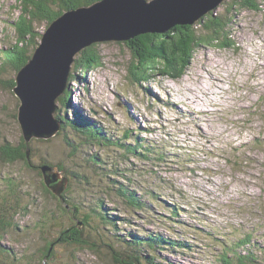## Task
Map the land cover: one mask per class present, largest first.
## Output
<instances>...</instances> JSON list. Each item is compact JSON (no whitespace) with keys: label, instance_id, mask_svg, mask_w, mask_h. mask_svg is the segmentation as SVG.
Returning <instances> with one entry per match:
<instances>
[{"label":"rangeland","instance_id":"1","mask_svg":"<svg viewBox=\"0 0 264 264\" xmlns=\"http://www.w3.org/2000/svg\"><path fill=\"white\" fill-rule=\"evenodd\" d=\"M169 1L174 4L164 0L165 5ZM194 1L207 6L203 11L211 4ZM18 2L0 0V146H18L23 139L28 163L10 165L0 155V213L11 210V219L0 221V264H120L118 258L127 264L132 257L136 264H221V255L249 252L257 260L251 264H264V8L252 12L241 7L223 32L232 46L204 44L180 79L155 73L148 82L137 81L133 73L141 59L127 42L109 41L90 46L103 64L91 68L86 79L79 74V83L70 82L81 50L60 99L71 104L67 122L81 115L97 123L109 139L100 143L63 130L62 124L51 139L44 137L49 124L35 125L42 134L25 137L18 122L17 84H9L16 83L18 72L4 58L17 42ZM232 2L223 0L191 26L205 32L201 21L223 13ZM48 27L38 23L36 30L43 36ZM83 41L61 42L71 54ZM136 141L147 151L133 152L130 145ZM48 167L55 171L47 180ZM108 219L116 224H104ZM11 223L12 229L5 228ZM74 226L83 231L82 244H58L54 259H45L48 245ZM131 234H162L186 246L136 253L126 242L134 239L126 238Z\"/></svg>","mask_w":264,"mask_h":264},{"label":"trees","instance_id":"2","mask_svg":"<svg viewBox=\"0 0 264 264\" xmlns=\"http://www.w3.org/2000/svg\"><path fill=\"white\" fill-rule=\"evenodd\" d=\"M20 4L21 14L13 23L16 29L18 38L13 48L8 49L4 52V58L7 62H10L11 66L16 72L27 65L30 57L34 51L38 48V41L42 39V34L36 30L38 23H46L47 27L52 24L57 18H59L64 12L76 11L82 7H90L91 5L102 1V0H18ZM246 9L252 12H260L264 8V0H234L223 13L216 14L211 13L206 16L205 20H202L199 25L205 32L200 33L191 25L177 26L173 28L167 34H151L145 36H139L136 40L127 42L129 49L137 54L141 59V67H135L133 73L136 80L139 82H148L151 80L155 73H161L162 75L169 76L170 78L180 79L184 76L186 70L191 66L194 59V53L202 47L204 44L212 45L213 43L220 42L223 48H230L232 45L231 41L224 35V31L229 29L233 25L235 20L236 12L241 10L240 8ZM223 39V40H222ZM222 40V41H221ZM98 53L94 47H88L84 49V53L78 59L75 69L76 74L70 77V82L79 83L80 77L87 78V72L91 68H98L103 64L102 58L98 57ZM148 64L147 67L144 65ZM10 88H14L15 84L13 81L10 83ZM66 94V93H65ZM71 92H68L69 98H71ZM62 108L58 114V119L62 124L63 130L72 129L76 133L86 136L89 140H97L100 143L103 140L109 141L105 137L101 129L98 128L96 122L90 121L85 117L79 115L76 120L67 122V113L70 111L71 104L68 100H62ZM63 110V111H62ZM126 139L132 138L131 135H127ZM68 140V139H67ZM67 144L72 147V143L68 140ZM131 146L133 152L137 150L147 151V146L136 141V146ZM27 145L22 139L18 146L10 143H6L0 146V155L3 161L7 164L14 165L21 160L27 161ZM30 166V165H29ZM36 171L40 173L39 166H33ZM61 170L62 167H59ZM46 189V188H45ZM47 191V189H46ZM123 196L127 197L128 203L131 200L128 196L122 192ZM129 195V193H127ZM124 197V198H125ZM65 209V208H64ZM66 210V209H65ZM11 219V210H5L4 214L0 213V221L5 224V220ZM15 217H12L14 220ZM89 219H83L85 225H89ZM115 225L116 223L109 219L104 224ZM8 230L14 226L7 224L5 228ZM83 231L81 232L77 227H71L70 229L63 230L58 241L52 242L48 245L44 251L43 257L45 259H54V249L58 244L62 245H77L82 244ZM134 238L132 240L126 239V242L130 246L135 247L133 250L136 253L138 251H156L157 249L163 250H176V247L184 248L185 244L176 240L170 239L165 235H144L141 238L135 237L132 234L127 235L126 238ZM251 237H247L246 242H250ZM77 243V244H75ZM239 245L242 247L246 246L245 241H239ZM229 252H231L230 249ZM254 255L253 252H249ZM238 255L235 254L231 257L228 253L227 256H222L220 259L221 264H251L252 261H257L252 255ZM114 255H117L115 253ZM118 258V257H117ZM120 264H124L125 260L118 258ZM130 260L127 264L139 263L135 257L128 258ZM149 264H157L155 261Z\"/></svg>","mask_w":264,"mask_h":264},{"label":"water","instance_id":"3","mask_svg":"<svg viewBox=\"0 0 264 264\" xmlns=\"http://www.w3.org/2000/svg\"><path fill=\"white\" fill-rule=\"evenodd\" d=\"M222 1L210 0L211 4H209L208 10L203 11L207 7L203 3L196 4L194 0H185L188 5L198 6L202 10V13L198 15L184 13L180 9H170L165 5L164 0H156L151 3L146 0H128V2L125 0H102L90 7H82L77 11L63 13L49 25L42 36V43L16 77L17 85L14 88V93L22 103L19 108L18 122L25 128H29L30 125H34L35 128V125L47 126L49 124L50 128H47L49 130L47 134L51 135H48L47 139H51L54 137L55 130L61 128V123L55 116L57 101L66 91L71 65L74 63V57L81 50L95 43L129 42L132 38L141 35L167 34L171 29L178 26L177 23H182L180 25L184 26L195 23L201 16L206 15L210 8L218 7ZM173 13L177 19L171 18ZM192 17L194 21L188 20ZM124 21L128 24H124ZM76 25V31H79V34H76L72 29ZM115 26L117 33L114 34L113 28ZM124 27L130 28L129 34L124 32ZM118 32L122 35H119ZM83 33H86L84 38H82ZM78 39L87 43L78 47L75 53L68 54L71 48L66 47L65 44L62 45L61 41L74 40L76 44ZM21 108L30 114L29 119ZM51 127L55 129H51ZM25 128L23 127L25 137H28L27 134L30 132ZM45 169L48 180V178L50 179L49 172L54 173L55 169L51 170L49 167ZM58 177L59 173H55L54 179Z\"/></svg>","mask_w":264,"mask_h":264},{"label":"bare ground","instance_id":"4","mask_svg":"<svg viewBox=\"0 0 264 264\" xmlns=\"http://www.w3.org/2000/svg\"><path fill=\"white\" fill-rule=\"evenodd\" d=\"M191 1V0H190ZM100 2V1H99ZM174 4H170V1L168 2V5H167V7H169L170 9H180V10H182V9H184V6L186 5H188L184 0H175L174 2H173ZM191 4H192V2H191ZM193 6H195V5H192V6H190V5H188L186 8H185V10H182V12H184V13H188V14H195V13H197L196 15H198V14H201L202 13V10H200L198 7H197V9H199L198 10V12H196V11H193ZM171 15V14H170ZM174 18V19H177V17H176V15L173 13L172 15H171V18ZM201 18V17H200ZM124 24H128L126 21H124ZM116 25H118V23H116ZM137 38V37H136ZM23 127L25 128V126L23 125ZM22 128V127H21ZM25 130H27L28 131V129H26L25 128ZM29 132H30V134H36V135H39V133H41L42 134V131L41 130H39V129H37V128H35V129H31V130H29ZM49 135V134H48ZM47 134H45L44 135V137L45 136H48ZM32 136H28L27 138L28 139H30ZM55 137V136H54ZM42 172H43V170H42ZM44 173V172H43ZM58 184L57 183H55V186H57Z\"/></svg>","mask_w":264,"mask_h":264}]
</instances>
